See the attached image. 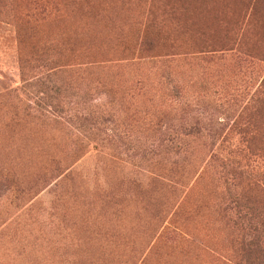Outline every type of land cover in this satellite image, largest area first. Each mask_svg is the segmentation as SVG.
<instances>
[{
  "label": "rangeland",
  "instance_id": "rangeland-1",
  "mask_svg": "<svg viewBox=\"0 0 264 264\" xmlns=\"http://www.w3.org/2000/svg\"><path fill=\"white\" fill-rule=\"evenodd\" d=\"M0 264H264V0H0Z\"/></svg>",
  "mask_w": 264,
  "mask_h": 264
},
{
  "label": "trees",
  "instance_id": "trees-1",
  "mask_svg": "<svg viewBox=\"0 0 264 264\" xmlns=\"http://www.w3.org/2000/svg\"><path fill=\"white\" fill-rule=\"evenodd\" d=\"M141 46L143 47L142 49H140L139 51H138V53L140 54V53H143V52H146V53H148V52H150V51H152L153 49H154V46L149 42V43H146V42H142L141 43ZM42 61L44 62V63H58V61H61L60 59H58V58H55V59H53V60H49L48 58H45V59H42ZM256 101V100H255ZM255 101L252 103V105L255 103ZM78 157V156H77ZM57 168H55V170H56ZM58 171V170H57ZM246 173V171H242V169H239V167H238V169H237V167L232 171V173H231V178H232V180H237V178H239V177H242L244 174ZM63 174L64 173H60L59 172V177H61V176H63ZM247 174V173H246ZM230 178V179H231ZM65 179V177L63 178V180ZM235 185L237 186V183H235Z\"/></svg>",
  "mask_w": 264,
  "mask_h": 264
}]
</instances>
